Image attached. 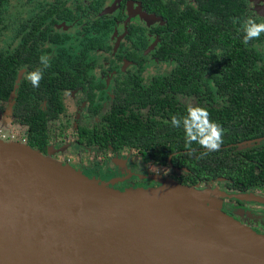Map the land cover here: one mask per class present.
I'll return each mask as SVG.
<instances>
[{
	"label": "trees",
	"instance_id": "16d2710c",
	"mask_svg": "<svg viewBox=\"0 0 264 264\" xmlns=\"http://www.w3.org/2000/svg\"><path fill=\"white\" fill-rule=\"evenodd\" d=\"M138 1L146 12L165 22L163 27H152L160 36L154 56L173 59L175 66L146 85L132 71L116 76L105 109L91 107L89 122L76 124L79 160L94 161L91 167L95 168L99 153L131 149L144 162L166 166L169 177L183 186L220 177L227 193H247L249 188L264 192V64L255 63L258 53L242 43L243 32L232 26L236 0H223L222 6L219 0H194L195 6L182 7L183 0ZM8 2L0 0V35ZM44 18L32 20L28 30L23 23L17 45L0 49V104L8 99L19 68L31 72L42 67L40 45L45 36L43 30L36 31ZM134 31L135 27H129V35ZM56 38L48 39L56 42ZM260 39L264 40V34L255 40ZM127 56L141 65L135 52ZM50 63L39 88L21 79L10 107L11 115L26 126V144L41 154H46L53 136L63 137L70 124L62 90L93 88L94 63L85 53L65 59L55 56ZM177 95L208 101L187 105ZM213 99L220 105H211ZM190 105L206 108L211 120L224 129L220 150L203 158L198 157L204 150L196 144L186 147L183 129L171 125V118L185 116Z\"/></svg>",
	"mask_w": 264,
	"mask_h": 264
},
{
	"label": "water",
	"instance_id": "95a60500",
	"mask_svg": "<svg viewBox=\"0 0 264 264\" xmlns=\"http://www.w3.org/2000/svg\"><path fill=\"white\" fill-rule=\"evenodd\" d=\"M49 153L0 139V264H264V234L196 198L197 183L118 190Z\"/></svg>",
	"mask_w": 264,
	"mask_h": 264
},
{
	"label": "flooded vegetation",
	"instance_id": "af4514ba",
	"mask_svg": "<svg viewBox=\"0 0 264 264\" xmlns=\"http://www.w3.org/2000/svg\"><path fill=\"white\" fill-rule=\"evenodd\" d=\"M111 1L113 2L111 3ZM164 1L167 0H162V2ZM257 1L259 0H236L232 3V7L237 5L235 10L236 12L232 11V26L235 27L236 32H242L243 22L249 17L256 19L257 22H264V10L258 12V10H255L254 8ZM109 4H111L112 7L109 6ZM185 4L195 6L194 0H183V3L179 4V6L182 7ZM218 5H224L223 0H219ZM87 7L92 12L87 16L90 20H88L89 22L86 24L81 21L82 17L86 16H84L85 12H83L85 10L84 6H80L79 3L70 6L66 0H52L41 8V10L35 12V14L21 20L13 36L12 44L8 45L4 49L0 47V49L5 50L16 46L20 41L19 38L21 37V33L18 32V30L21 28L23 23L27 24L26 29L28 30L30 28V25L28 27V24H30L32 20L35 21L38 16L45 15L40 27H37L38 30L36 31H44L45 40H43L40 45V48L43 50L42 55H47L49 60L55 56H61L65 59L78 56L83 52L85 53L87 60L94 63V68L90 70L93 76V88L90 90L87 87L83 89L76 88L71 90H62L61 96L63 103L66 106L67 111L70 112V124L64 131L62 138L53 136L51 145L47 147L46 153L49 151V155H54L62 152L64 156H68V158H71L73 161L76 158L80 168L79 170L82 173L87 176H94L95 178L108 184V179L111 176L109 173L110 169L126 165L127 160L133 157H125L123 154L126 150L99 153L95 159V162H97L95 168L91 167L94 161H80L77 154L78 145L76 143L75 133L76 124L89 122L87 113L91 107L99 105L100 109H105L112 97V87L116 76H124L127 71H132L135 74H138L141 79V83L146 85L154 76L163 75L172 70L176 62L173 59L162 60L154 56L153 53L158 46L160 36L157 32L152 30V27H163L165 22L159 15L152 12H146L138 0H88ZM50 10L54 12L48 15V11ZM102 10H104L103 13ZM2 27L5 29L4 24ZM58 27L61 30L64 29L63 27H66V30L71 31L73 36L77 34L76 32L78 29L82 31L84 30V32L79 30L77 34L78 39H75L73 36L69 37L67 34L62 35V31L58 30ZM89 27H96L95 31L102 30L101 35L103 39L87 35V32L85 33V31H88ZM117 27H121V29L117 30ZM129 27H135V31L131 35H129ZM50 36L57 37L56 42H50L48 39ZM65 41L69 45L78 44L77 49L72 51H65L63 48L59 49ZM55 46H58V48H55ZM246 46L254 49L258 53L255 63L258 65L264 64V40H252V42L248 43ZM129 51L135 52L142 59L139 67L137 66L135 60L127 56V52ZM149 59L159 64H167L169 67L165 72L153 74L149 80L145 81L141 75V69ZM26 73L27 70L25 67L19 68L17 71L12 88V90L14 89L15 96L19 83L22 78H25ZM103 78L105 79L102 82L101 80ZM97 93H101L102 95H98ZM15 96L12 99H7L4 103L0 104V111H3V113L7 112V116H5V118L9 117V122L7 124L13 125H11L9 129L16 128L19 132L25 131L26 133V126L19 123L10 113V107L14 102ZM177 97L180 103L187 105L190 102L185 103L183 99L193 100L194 103L201 100L200 102L205 104L208 101V99H197L190 95H177ZM10 101H12L11 104ZM210 104L217 107L220 105V102L217 99H213ZM72 112H75L76 115H72ZM80 113L84 118L82 122L79 121L82 118V116L79 118ZM68 130L71 131L72 141L64 143L66 138L70 135L67 133ZM55 141H60L61 144L54 145ZM128 150L136 153L134 155L139 158V167L142 168V171L144 169L143 166H145L146 163L156 165L151 162L142 161L137 152L131 149ZM62 162L64 163L65 161ZM91 168H93V170ZM137 179L139 180L136 181ZM125 181L128 185L138 183V185L141 186L155 183L149 175H145L143 173L141 175L129 173L127 176L125 175L122 178H114L112 185L114 187L116 183H118L123 186V182ZM217 182H221V180ZM198 183L202 182H197V184ZM119 189L121 190L122 188ZM248 191L254 193L255 195L264 197V192L258 189L249 188ZM221 210L238 220L240 223H248L247 225L255 232L264 233V203L253 200H243V202L238 203L234 202V200H230L229 198H225Z\"/></svg>",
	"mask_w": 264,
	"mask_h": 264
},
{
	"label": "rangeland",
	"instance_id": "374dc122",
	"mask_svg": "<svg viewBox=\"0 0 264 264\" xmlns=\"http://www.w3.org/2000/svg\"><path fill=\"white\" fill-rule=\"evenodd\" d=\"M51 1L52 0H10L9 3L6 5L5 12L3 15V24L5 26V29H3L2 33H1L0 47L2 49H4L8 45L12 44L13 36H14L15 31H16L21 20L35 14V12H38L39 10H41V8H43L47 3L51 2ZM66 2L70 6H72L76 3H79L80 6L81 5L84 6L85 10L83 12H85L84 16L85 15L86 16L82 17L81 21H83L86 24L89 22L88 20H90V19L87 16L92 11L90 9H88V7H87L88 0H66ZM112 2L113 1H111V3ZM256 3L257 4L254 7L255 10H258V12L263 11L264 10V1L259 0ZM109 6L112 7L111 4H109ZM104 10H105V8H104ZM104 10H102V13L104 12ZM76 12H78V11H76ZM63 28L64 29L61 30L58 27V30L62 31V35L67 34L69 37L73 36V33L71 31H67L66 27H63ZM95 29H96V27H89L88 31H85V33L87 32V35H91L93 37L103 39V37L101 35L102 30L95 31ZM120 29H121V27H117V30H120ZM79 30L80 29L77 30V32H76L77 34H78ZM89 30H91V31H89ZM80 31H82V30H80ZM82 32H84V30ZM77 34L73 36L75 39H78ZM77 47H78V44L77 45H73V44L69 45L65 41L60 46L59 49L63 48L65 51H72L74 49H77ZM55 48H58V46H55ZM168 67L169 66L167 64H164V63L159 64V63L149 59L144 64V66L142 67L141 75H142L143 79L145 81H147L150 79V77L153 74L165 72L168 69ZM104 79L105 78H103L101 81L103 82ZM97 94L102 95L101 93H97ZM183 100L185 103H188V102H190L189 104L194 103V101L190 100V99L189 100L183 99ZM1 114H4L3 111L2 112L0 111V115ZM72 115H76L75 112L74 113L72 112ZM81 116H82V118H81ZM1 118H3V117H1ZM79 118H81L79 120L81 122L84 120L83 115H81V113H80ZM8 119H9V117L5 118L4 120H2V122H0V128L9 129L11 127L12 124H9V125L7 124L9 122ZM69 119H71V117ZM14 129H16V128H14ZM67 133H69L70 135H69V137L66 138V141L64 143H69L72 141L71 131L68 130ZM60 144H61L60 141L59 142L55 141V143H54V145H60ZM134 154H136V153H134L133 151H130L128 149L124 152L123 155L125 157H127V158L133 157V158L128 159L126 165H121L120 167H117L115 169L114 168L110 169L109 173L111 176L108 179V181L109 182L113 181L114 178H122L125 175L127 176L129 173H131V174L134 173L137 175L138 174L141 175L143 173L145 175H149L150 177H153L154 179H156V180H154L155 183H151V185L141 186V185H138V183H133L131 185H128L127 182L125 181V182H123V186L121 184L116 183V185L113 187V185H112L113 182H112L111 184H109V183L107 184L109 187H112V188H115L118 190H120L119 188H122V189H146L149 187H158L160 185H163V183L170 184V181H173L175 183V181L169 177V175H168L169 170L166 166L157 165V164L153 165V164L146 163L145 166H143L144 169L142 171V168L139 167V163H140L139 161L140 160L138 161L139 158L136 157ZM47 157L50 159H54L56 161H61V162L65 161V163L72 166L73 168H75L77 170L80 169L76 158L73 161V160H71V158H68V156L67 157L64 156L62 152H60V154H54V155L50 154V155H47ZM72 162H73V164H72ZM138 180L139 179H137L136 181H138ZM98 182H102V181L98 180ZM155 184H157V185H155ZM176 185H179V184L176 183ZM222 191L225 192L224 186L221 182H217V181L207 182V183H198L197 185L192 187L193 195L196 198H198V199L207 198V199H209L211 205L214 206L215 208H218V209H221L222 204L224 203V199H225L224 197L219 196V194ZM242 224L251 229V227H249L247 225L248 223L245 224V222H243Z\"/></svg>",
	"mask_w": 264,
	"mask_h": 264
},
{
	"label": "clouds",
	"instance_id": "9594fccd",
	"mask_svg": "<svg viewBox=\"0 0 264 264\" xmlns=\"http://www.w3.org/2000/svg\"><path fill=\"white\" fill-rule=\"evenodd\" d=\"M242 32V43L247 45L264 34V22H257L256 19L249 17L243 22ZM39 61L42 67L25 74V79L33 88H39L44 70L51 66L47 55H41ZM171 125L183 129L186 147L191 148L193 144H196L204 150L198 158L219 151L223 144L224 129L211 120L206 108L190 105L186 108L185 116L171 118Z\"/></svg>",
	"mask_w": 264,
	"mask_h": 264
},
{
	"label": "built area",
	"instance_id": "2783aa9c",
	"mask_svg": "<svg viewBox=\"0 0 264 264\" xmlns=\"http://www.w3.org/2000/svg\"><path fill=\"white\" fill-rule=\"evenodd\" d=\"M0 139L2 141H19L22 143H26V133L25 131L19 132L18 129L0 128Z\"/></svg>",
	"mask_w": 264,
	"mask_h": 264
},
{
	"label": "bare ground",
	"instance_id": "6f19581e",
	"mask_svg": "<svg viewBox=\"0 0 264 264\" xmlns=\"http://www.w3.org/2000/svg\"><path fill=\"white\" fill-rule=\"evenodd\" d=\"M32 163H33L36 167L39 166V164H38V162H37L36 160H33V159H32ZM53 179H54L56 182H58L59 184H64V183H70V182H71V180H70L68 177H66L62 172L54 173V175H53Z\"/></svg>",
	"mask_w": 264,
	"mask_h": 264
},
{
	"label": "crops",
	"instance_id": "0c3cea01",
	"mask_svg": "<svg viewBox=\"0 0 264 264\" xmlns=\"http://www.w3.org/2000/svg\"><path fill=\"white\" fill-rule=\"evenodd\" d=\"M6 114H7V112H5L4 114H1V115H0V122H2V120L5 119V116H7ZM1 117H3V118H1ZM59 162H61V161H59ZM61 163H63V162H61ZM64 163H65V162H64Z\"/></svg>",
	"mask_w": 264,
	"mask_h": 264
}]
</instances>
